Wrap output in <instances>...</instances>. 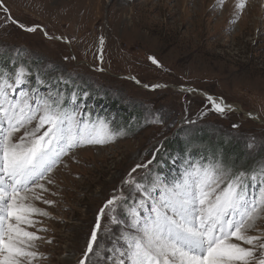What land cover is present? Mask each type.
<instances>
[{
    "label": "rangeland",
    "instance_id": "374dc122",
    "mask_svg": "<svg viewBox=\"0 0 264 264\" xmlns=\"http://www.w3.org/2000/svg\"><path fill=\"white\" fill-rule=\"evenodd\" d=\"M237 2L0 0L8 9L0 8V68L23 67L29 84L21 88L39 87L41 96L61 93L64 107L106 122L114 135L103 144L71 149L39 181L44 189L28 194L26 203L48 213L32 214L33 224L21 225L40 237L30 242L35 247L29 250L37 253L31 264H80L97 216L113 196L121 199L101 216L94 242L99 255L90 254L87 264H119L126 259L121 237L133 231L128 208L141 199L136 183L151 187L160 176L170 185L197 163L218 161L233 174L264 165V0H245L242 10ZM183 10L188 14L180 19ZM208 96L240 110L220 114ZM111 101L133 108L129 123L105 113ZM199 132L210 140L209 150L191 141L186 143L192 150L183 155L162 149L167 139ZM22 135L23 129L16 139ZM232 145L241 154L236 165L223 157ZM193 153L198 157L191 158ZM262 233L264 214L248 232Z\"/></svg>",
    "mask_w": 264,
    "mask_h": 264
},
{
    "label": "snow or ice",
    "instance_id": "6c2138e0",
    "mask_svg": "<svg viewBox=\"0 0 264 264\" xmlns=\"http://www.w3.org/2000/svg\"><path fill=\"white\" fill-rule=\"evenodd\" d=\"M236 7L242 10L245 0H238ZM0 8L8 12L2 3ZM19 27L36 31L23 24ZM103 43L101 37V46ZM149 59L158 64L153 57ZM27 76L23 67L0 68V264H24L26 260L31 264L37 256L29 250L35 247L30 242L40 237L21 225L31 226L32 214L48 215L26 203L32 189H44L39 181L71 149L114 139L106 122L83 119L75 108L64 107L61 93L49 91L41 96L39 87L21 88L29 84ZM36 83L43 82L37 79ZM207 99L220 114L230 108L211 96ZM34 121L35 126L30 127ZM22 129L23 135L16 139ZM135 187L141 199L128 208L133 231L121 237L126 242L121 256L126 259L119 264H264V233L248 234L264 214V165L251 173L233 174L218 161L197 163L170 185L157 176L151 187L139 183ZM33 198L39 197L33 193ZM119 199L113 196L101 208L80 264H87L90 254L99 255L94 242L100 218ZM149 201L150 208H145ZM138 208L147 214L142 217ZM114 222L120 221L114 218Z\"/></svg>",
    "mask_w": 264,
    "mask_h": 264
},
{
    "label": "trees",
    "instance_id": "16d2710c",
    "mask_svg": "<svg viewBox=\"0 0 264 264\" xmlns=\"http://www.w3.org/2000/svg\"><path fill=\"white\" fill-rule=\"evenodd\" d=\"M107 109L105 110V113H109V111H112L114 114H117L119 116H121L122 121L123 122H127L129 123L131 119H127L131 118L130 116L134 115L135 113L133 112V108L132 107H127L126 106H121L118 105L117 102L111 101L110 103H108L107 105ZM105 107V106H103ZM103 110H99V115L100 116H105V113ZM135 117V116H133ZM133 120V119H132ZM192 144L196 143L195 145H201L204 149L209 150V146L211 145V142L209 139H207V135L205 133L199 132V133H190L187 136L183 137V138H172V139H167L164 141V143H162V149L166 150L167 152L170 153H181L182 155L185 154L186 152L190 151V145H188L186 142H190ZM190 144V143H189ZM221 147L220 144L214 145V148H219ZM238 145H232L230 146V148L226 149V151H224L223 153V157L229 159V161H231L234 165H236L239 161L238 159L240 158V152H238ZM213 148V149H214ZM192 150V149H191ZM223 150L221 149V152ZM198 153H193L191 154V158H195L198 157L197 155ZM203 154V153H201ZM222 157V156H221ZM236 163V164H235Z\"/></svg>",
    "mask_w": 264,
    "mask_h": 264
},
{
    "label": "bare ground",
    "instance_id": "6f19581e",
    "mask_svg": "<svg viewBox=\"0 0 264 264\" xmlns=\"http://www.w3.org/2000/svg\"><path fill=\"white\" fill-rule=\"evenodd\" d=\"M204 6V5H203ZM230 12V11H229ZM186 14H188L187 12H185L184 10L181 12V14H180V19H184V18H186ZM224 16H225V14H224ZM232 16V15H231ZM188 17V16H187ZM226 18V17H225ZM227 19V18H226ZM192 22V21H191ZM195 23V22H194ZM192 24V23H191ZM194 25V24H193ZM138 35H140V34H138ZM188 36V35H187ZM189 36H191L190 34H189ZM219 38H220V36H219ZM189 39V38H188ZM219 40V39H218ZM216 41V40H215ZM214 43V42H213ZM107 44H108V42H107ZM191 89V88H190ZM224 105V104H223ZM227 106H230V108L232 109V110H234V109H237V110H240V108L237 106V105H234V104H229V105H227ZM234 108V109H233ZM250 113H247V115H249ZM253 114V115H252ZM250 116L251 117H253L254 118V113H252Z\"/></svg>",
    "mask_w": 264,
    "mask_h": 264
},
{
    "label": "water",
    "instance_id": "95a60500",
    "mask_svg": "<svg viewBox=\"0 0 264 264\" xmlns=\"http://www.w3.org/2000/svg\"><path fill=\"white\" fill-rule=\"evenodd\" d=\"M214 97H216V96H214Z\"/></svg>",
    "mask_w": 264,
    "mask_h": 264
}]
</instances>
